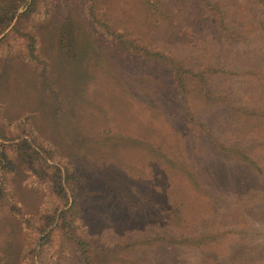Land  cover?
<instances>
[{
    "label": "rangeland",
    "instance_id": "rangeland-1",
    "mask_svg": "<svg viewBox=\"0 0 264 264\" xmlns=\"http://www.w3.org/2000/svg\"><path fill=\"white\" fill-rule=\"evenodd\" d=\"M0 264H264V0H0Z\"/></svg>",
    "mask_w": 264,
    "mask_h": 264
},
{
    "label": "trees",
    "instance_id": "trees-1",
    "mask_svg": "<svg viewBox=\"0 0 264 264\" xmlns=\"http://www.w3.org/2000/svg\"><path fill=\"white\" fill-rule=\"evenodd\" d=\"M23 1V0H22ZM13 6V5H12ZM11 6V7H12ZM11 9H14V8H11ZM16 12V11H15ZM7 15V14H6ZM14 15H11L10 14V9L8 10V19L9 20H13L14 19ZM223 147V146H221ZM230 154L233 156V157H240V159L244 162H246L251 168L255 169V170H258L257 172H261L262 169L261 167L259 166V163L257 161H255L254 159H252L251 157H249L248 155H245V154H241L237 151H234V150H231L230 151ZM56 183H57V186L59 188V192L63 195H66V190H65V185L63 184V181L59 178L56 179ZM78 241H79V244L80 245H83V247H85V244L86 242L81 240L80 238H76Z\"/></svg>",
    "mask_w": 264,
    "mask_h": 264
}]
</instances>
